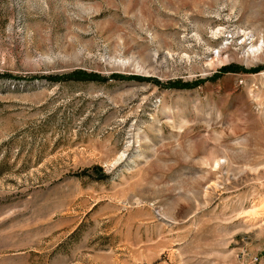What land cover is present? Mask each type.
I'll use <instances>...</instances> for the list:
<instances>
[{
    "label": "rangeland",
    "instance_id": "obj_1",
    "mask_svg": "<svg viewBox=\"0 0 264 264\" xmlns=\"http://www.w3.org/2000/svg\"><path fill=\"white\" fill-rule=\"evenodd\" d=\"M251 255L264 0H0V264Z\"/></svg>",
    "mask_w": 264,
    "mask_h": 264
},
{
    "label": "trees",
    "instance_id": "obj_2",
    "mask_svg": "<svg viewBox=\"0 0 264 264\" xmlns=\"http://www.w3.org/2000/svg\"><path fill=\"white\" fill-rule=\"evenodd\" d=\"M48 79L50 80H59L61 79L60 77H57V76H52V75H49L47 76ZM66 79H76V80H91V79H94L95 77L93 76H88L86 74H83V73H80V72H75L73 74H69V76L65 77Z\"/></svg>",
    "mask_w": 264,
    "mask_h": 264
},
{
    "label": "built area",
    "instance_id": "obj_3",
    "mask_svg": "<svg viewBox=\"0 0 264 264\" xmlns=\"http://www.w3.org/2000/svg\"><path fill=\"white\" fill-rule=\"evenodd\" d=\"M247 264H264V257L259 255H251L249 256V261L247 262Z\"/></svg>",
    "mask_w": 264,
    "mask_h": 264
}]
</instances>
